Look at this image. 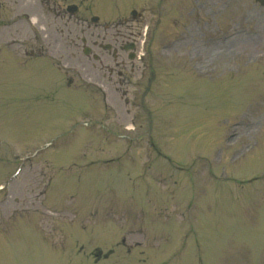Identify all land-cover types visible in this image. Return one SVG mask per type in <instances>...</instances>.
<instances>
[{"label": "rangeland", "instance_id": "obj_1", "mask_svg": "<svg viewBox=\"0 0 264 264\" xmlns=\"http://www.w3.org/2000/svg\"><path fill=\"white\" fill-rule=\"evenodd\" d=\"M129 1L124 2L127 13ZM150 2L156 13L160 7L162 20L161 26L153 25L158 16L149 12L154 33L143 38L145 60L152 64L157 83L146 99L150 112L136 108L146 79L136 83L135 72L127 75V84L119 85L115 75L107 77L104 65L114 66L112 58L91 45L100 27L82 33L85 14L77 16L76 26L73 19L67 26L53 22L46 12L48 17L41 18L44 54L66 66L59 70L74 83L69 89L54 80L55 71L47 63L41 70L31 68V77L13 69V82L25 75L31 84L22 100L14 92L21 86L25 93L26 85L17 82L10 90L2 140L7 141L12 167L18 157L52 143L37 161L40 170L44 164L51 169L38 177L25 169L16 184L30 195L35 188L37 193L47 189L53 180L51 197L58 205H70L82 214L91 210L93 217L72 225L74 221L67 229L63 221H69L70 214L56 213L61 221L39 215L42 231L36 215H13L0 231V264H264V4ZM98 3L101 7L105 0H87L84 6L94 12ZM110 3L116 6L117 1ZM142 5L149 6V1ZM96 13L102 24L107 16ZM73 39L75 49L69 48ZM82 39L101 61L83 56ZM98 41L109 44L111 39ZM52 42L58 46L50 48ZM39 74L44 75V90L30 95L36 83H43ZM236 120L240 123L233 125ZM131 123L135 131L126 133ZM150 124L152 137L147 136ZM124 137L140 143L137 150H128L132 160L146 155L156 159L147 141L159 145L169 163L153 162L150 170L168 173L166 185L156 186L145 177L140 163L117 165ZM96 161L106 163L104 168L92 165ZM2 170L0 166V181ZM11 187L17 193L16 186ZM30 199L28 207H38V200ZM123 204L133 206L118 211ZM7 205L0 208L3 217L13 208ZM51 222L60 224L61 235L46 230L54 226ZM123 238L130 252L115 251ZM95 249L114 251L95 262L86 254Z\"/></svg>", "mask_w": 264, "mask_h": 264}, {"label": "flooded vegetation", "instance_id": "obj_2", "mask_svg": "<svg viewBox=\"0 0 264 264\" xmlns=\"http://www.w3.org/2000/svg\"><path fill=\"white\" fill-rule=\"evenodd\" d=\"M66 0H64L65 2ZM49 2V1H48ZM28 0H0V58L6 54V51H12L14 46H17L20 50H23L26 54L29 50V45L27 40L24 38V33L26 32L29 12H28ZM55 12L58 15V18L61 17L62 7L61 4L54 3ZM142 14H137L135 11H132L130 19H119L117 22L106 21L107 23L101 28L102 32L96 34L98 37L106 38L108 36L114 38V43L119 47L121 51L127 48H131V52L127 54L126 60L124 56L117 54L116 51L113 52L114 60V70L113 68H107L108 73H116L119 80V84L122 85L126 82L124 73L128 71L130 74L136 72L135 65L133 64L134 50H135V37L138 35L139 31H135V28L132 24H129L130 21L138 23L141 20ZM18 29H15L16 27ZM13 33L15 37L13 36ZM131 36V43H122V36ZM94 46H98L97 41L93 42ZM34 44L30 49V55H35V50L33 49ZM28 56V55H27Z\"/></svg>", "mask_w": 264, "mask_h": 264}]
</instances>
